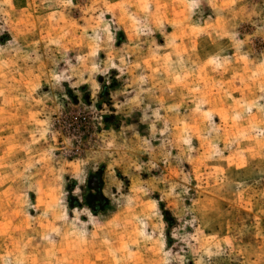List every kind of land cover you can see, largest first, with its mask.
I'll return each instance as SVG.
<instances>
[{"label": "rangeland", "instance_id": "374dc122", "mask_svg": "<svg viewBox=\"0 0 264 264\" xmlns=\"http://www.w3.org/2000/svg\"><path fill=\"white\" fill-rule=\"evenodd\" d=\"M0 264H264V0H0Z\"/></svg>", "mask_w": 264, "mask_h": 264}, {"label": "trees", "instance_id": "16d2710c", "mask_svg": "<svg viewBox=\"0 0 264 264\" xmlns=\"http://www.w3.org/2000/svg\"><path fill=\"white\" fill-rule=\"evenodd\" d=\"M106 93H104V95H105Z\"/></svg>", "mask_w": 264, "mask_h": 264}]
</instances>
